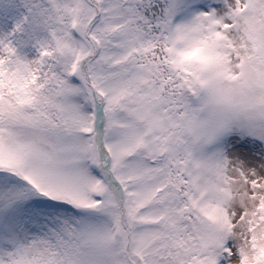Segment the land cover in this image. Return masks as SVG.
Masks as SVG:
<instances>
[{
    "label": "snow or ice",
    "instance_id": "obj_1",
    "mask_svg": "<svg viewBox=\"0 0 264 264\" xmlns=\"http://www.w3.org/2000/svg\"><path fill=\"white\" fill-rule=\"evenodd\" d=\"M0 264H264V0H0Z\"/></svg>",
    "mask_w": 264,
    "mask_h": 264
}]
</instances>
